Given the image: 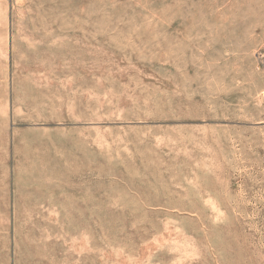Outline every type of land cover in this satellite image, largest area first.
<instances>
[{
	"label": "rangeland",
	"instance_id": "obj_1",
	"mask_svg": "<svg viewBox=\"0 0 264 264\" xmlns=\"http://www.w3.org/2000/svg\"><path fill=\"white\" fill-rule=\"evenodd\" d=\"M0 264H264V0H0Z\"/></svg>",
	"mask_w": 264,
	"mask_h": 264
}]
</instances>
